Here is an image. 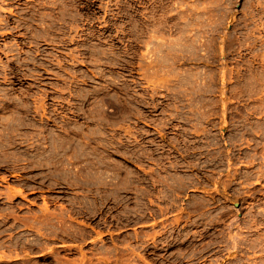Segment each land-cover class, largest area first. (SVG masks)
<instances>
[{
    "label": "rangeland",
    "instance_id": "obj_1",
    "mask_svg": "<svg viewBox=\"0 0 264 264\" xmlns=\"http://www.w3.org/2000/svg\"><path fill=\"white\" fill-rule=\"evenodd\" d=\"M0 242L264 264V0H0Z\"/></svg>",
    "mask_w": 264,
    "mask_h": 264
},
{
    "label": "bare ground",
    "instance_id": "obj_2",
    "mask_svg": "<svg viewBox=\"0 0 264 264\" xmlns=\"http://www.w3.org/2000/svg\"><path fill=\"white\" fill-rule=\"evenodd\" d=\"M11 189H14V191H13L14 194H20L22 197H26V194L23 193V190H22L21 187H13L12 186ZM9 198H11V196ZM42 208H44L45 210H48L49 209V204H48V201L47 200L44 201V205H43ZM2 247H4V246H1V248Z\"/></svg>",
    "mask_w": 264,
    "mask_h": 264
}]
</instances>
